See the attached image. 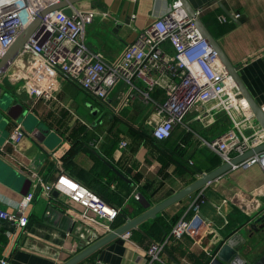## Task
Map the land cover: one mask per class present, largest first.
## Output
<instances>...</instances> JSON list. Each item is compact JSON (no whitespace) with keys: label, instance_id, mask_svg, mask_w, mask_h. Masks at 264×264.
Returning a JSON list of instances; mask_svg holds the SVG:
<instances>
[{"label":"crops","instance_id":"crops-1","mask_svg":"<svg viewBox=\"0 0 264 264\" xmlns=\"http://www.w3.org/2000/svg\"><path fill=\"white\" fill-rule=\"evenodd\" d=\"M62 1L54 0L52 6ZM174 1L80 0L71 9L74 15L95 13L84 40L112 64ZM187 1L194 11L203 10L199 18L264 113V0ZM221 16L228 22L221 23ZM164 48L172 52L169 44ZM45 89L49 97L43 96ZM145 90L142 81L133 86L121 81L100 100L30 53L19 54L0 78V111L10 119L7 132L0 133V206L18 213L31 191L34 200L26 227L0 221V259L8 264H66L111 234L81 220L83 205L57 191L46 194L44 187L62 172L119 210L111 224L115 232L146 212L147 204L156 206L224 164L209 144L234 127L232 116L213 110L210 102L177 124L169 139L157 141L149 119L165 93L158 88L146 101L141 94ZM240 109L234 117L244 124L237 132L252 138L261 125L250 107ZM17 124L26 136L13 145L8 139ZM37 178L41 182L34 189ZM196 199L203 201L199 240L185 235L165 248L161 261H151L150 246L164 241L177 221L194 216ZM263 213L264 165L238 166L144 221L130 238L113 239L77 264H210L222 243L238 236L247 246H260L262 254L264 230L256 233L251 225Z\"/></svg>","mask_w":264,"mask_h":264},{"label":"built area","instance_id":"built-area-1","mask_svg":"<svg viewBox=\"0 0 264 264\" xmlns=\"http://www.w3.org/2000/svg\"><path fill=\"white\" fill-rule=\"evenodd\" d=\"M53 2L54 0H0V60L23 31L34 24L42 11L52 6ZM202 12V9H198L195 16H192L180 0L174 1L168 13L141 32L126 48L121 59L111 64L105 61L101 53L92 52L84 40L85 27L93 21L95 13H75L70 17L63 10H55L42 18L22 52L37 57L41 65L74 81L100 100H106L121 81L132 86L136 81L144 82L146 90L141 94L146 101H149L154 90L163 89L165 100L156 105L149 119V125L153 127L152 135L157 141L169 139L177 124L184 123L186 117L198 107L212 102L213 110L228 113L234 122L232 129L209 144L227 163L252 146L263 144L264 131L259 128L252 138L239 136L237 130H240L244 122L234 115L240 112L241 107L243 109L249 106L241 98L235 81L217 52L203 37L197 25V18ZM239 17L240 14L235 15V18ZM219 21L227 23L228 18L221 16ZM164 44H169L172 52L167 51ZM42 94L50 96L46 89ZM25 136L22 124H17L8 142L16 145ZM254 163L264 165V155L251 159L242 166ZM39 181L37 178L34 189L39 187ZM44 191L48 195L57 191L83 205L85 212L81 215V220L103 234L114 231L111 224L119 210L65 172L52 185H46ZM33 200L34 192L31 191L20 202L18 213L9 212L0 206V221L11 222L17 228L26 227ZM201 202L198 199L194 201L192 207L195 214L191 219H180L164 241L154 242L150 246L148 254L151 261H161L160 255L165 248L185 235L199 240ZM123 236L128 239L131 232ZM0 264L8 262L0 259Z\"/></svg>","mask_w":264,"mask_h":264},{"label":"water","instance_id":"water-1","mask_svg":"<svg viewBox=\"0 0 264 264\" xmlns=\"http://www.w3.org/2000/svg\"><path fill=\"white\" fill-rule=\"evenodd\" d=\"M78 1L80 0H66V1L63 0L61 3L50 6L44 11H42L40 16L36 19L35 23L23 31V33L18 37L17 41L13 45V47L1 58L0 78L3 77L6 70L10 67L11 64L15 62L19 54L23 51L26 43H28L30 37L32 36L35 27L41 22L42 18L47 13L55 10H63V12L66 15L72 17L74 16V13L71 9V6L77 3ZM180 1L182 2L187 12L190 15L195 16V11L190 6L188 1L187 0H180ZM197 25L203 37L209 42L212 48L217 52L220 60L225 65L231 77L235 81L241 93L242 98L248 103V106L252 109L257 121L259 122L261 128L264 131V113L262 109L255 103L254 99L252 98L247 88L243 84V81L240 78L237 68L229 62L226 55L223 53L218 41L212 36L210 31L207 29V27L200 18H197ZM9 123H10V119L5 117L3 113L0 111V133L7 132ZM262 153H264V143L254 147L253 149L248 150L247 152L241 155H238L237 157H234L231 160V162L224 163L218 169L210 173L204 174L200 179H198L197 181H195L185 189L167 198L166 200L160 202L156 206L151 207L150 203L147 204L146 212L139 215L135 219H131L127 221V223L124 226L120 227L115 232L109 234L108 236L104 237L103 239H101L91 247L87 248L86 250L75 256L66 264H77L80 261L88 258L99 248L104 246L107 242L116 239L120 236H123L127 232H131V230L133 229H137L138 226L144 221L156 218L158 214H160L170 206L192 195L199 189L210 184L212 181L218 179L219 177L231 171L235 167L242 166L243 163H246L251 159H255L257 156H259ZM115 172L121 177V174L117 170H115ZM2 223H6L7 225L13 224V223H7L5 221L4 222L2 221ZM7 225L5 227H7ZM251 230L255 231L256 233H259L260 231L264 230V213L254 219L251 225ZM245 245L246 244L244 239H241L239 236L234 238H227L222 243L216 254L214 255L210 264H264V253L261 254L259 252L260 246H256V245L245 246Z\"/></svg>","mask_w":264,"mask_h":264},{"label":"trees","instance_id":"trees-1","mask_svg":"<svg viewBox=\"0 0 264 264\" xmlns=\"http://www.w3.org/2000/svg\"><path fill=\"white\" fill-rule=\"evenodd\" d=\"M148 189H149V186H145L144 188H143V190L146 192V191H148ZM106 203H108L109 205H110V203L106 200V199H104V198H102Z\"/></svg>","mask_w":264,"mask_h":264}]
</instances>
